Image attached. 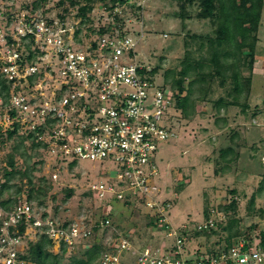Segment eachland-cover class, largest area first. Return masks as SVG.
I'll list each match as a JSON object with an SVG mask.
<instances>
[{
	"label": "rangeland",
	"instance_id": "374dc122",
	"mask_svg": "<svg viewBox=\"0 0 264 264\" xmlns=\"http://www.w3.org/2000/svg\"><path fill=\"white\" fill-rule=\"evenodd\" d=\"M62 1L59 4V0H0V20L15 28L27 15L48 21L56 19L57 14H64V22L79 30L77 38L83 44L96 35L100 26L117 27L127 32L134 41L138 61L151 67L158 66L154 74L158 86L164 82L165 71H178L185 50H192L194 57L205 56V48L200 52L194 51L204 40L191 38V35L212 34L214 29L209 21L195 18V6L188 8L191 18L182 21L176 15L177 4L170 0H127L115 14L108 9L111 5L109 0H96L92 11L87 14L89 20L83 23L77 15V8L85 1L78 0L75 6H70L69 0ZM65 8L66 12L63 11ZM257 36L260 46H264V5ZM242 71L247 74L246 70ZM41 77L43 86L53 84L47 72ZM259 77H252L247 97L249 107L244 112L239 106L216 110L205 101H197L194 113L188 118H183L175 110L171 112L175 137L157 145L158 171L154 179L157 206L149 209L141 203V199L136 198L130 202L133 206L122 212L119 211V203L113 202V212L109 215L110 224L113 220L111 227H104L103 232L97 233L98 237L104 234L101 239L105 246L115 249L117 232L127 237L134 247H157L163 252L172 245L167 232L175 231L185 238L181 254L184 258L219 253L225 250L226 233L217 229L216 225H213V229L217 230L215 234L208 233V228L201 229L203 210L207 208L216 222L225 224L230 218L237 220L240 235L236 241H248L246 238L249 236L252 238L248 241L250 244L264 248L259 244L257 235L264 230V90L259 86ZM13 89L11 85L9 92ZM213 92L211 98L223 94L216 86ZM242 102L243 97L239 100L240 104ZM14 121L3 104L0 107V183L3 182L2 169L6 166L7 156L12 152L18 169L34 166L33 182L37 184L36 177L45 176L50 186L45 197L40 198L41 204L39 199L31 201L34 212L40 215L46 212L44 218H53L60 224L91 222L97 218L110 198L109 195L105 200L95 198L89 187L102 180L103 169L110 170V166L85 159H78L71 167L67 160L55 163L52 155L46 156L41 148L29 149V141L24 142L27 150L24 153L26 158H22L18 154L22 150L17 153L12 149L16 139L6 138L5 130ZM17 134H21L19 127ZM228 145L233 153L224 157L229 161H224L219 154ZM52 173H56L57 179L51 177ZM47 177H51L50 180ZM9 184L11 187L3 193V198L18 200L26 197L24 178L20 180L15 176ZM66 186L73 190L68 198L64 192L68 188ZM18 187L21 191L16 193ZM87 192L90 196L85 195ZM251 196L252 205L249 204ZM231 199L236 202L235 210L224 213L222 207L229 205ZM154 216L157 218L154 219ZM151 219L153 225L149 223ZM204 230L206 234L202 233ZM26 239L25 244L26 241L37 240L36 232L29 231ZM61 246L66 248V254L61 259L63 264L71 255H78L85 245L75 239L65 245L52 242V252H59ZM121 259L124 264H135L134 256L123 255Z\"/></svg>",
	"mask_w": 264,
	"mask_h": 264
},
{
	"label": "built area",
	"instance_id": "2783aa9c",
	"mask_svg": "<svg viewBox=\"0 0 264 264\" xmlns=\"http://www.w3.org/2000/svg\"><path fill=\"white\" fill-rule=\"evenodd\" d=\"M119 7L110 10L115 14ZM8 24L0 20V72L14 89L6 103L0 97V107L14 112L20 133H34L55 163L85 159L110 166L103 169V179L89 187L95 198H110L91 222L60 224L41 217L29 203L0 209V264H30L20 255L31 230L53 243H82L93 228L111 227L112 199L139 198L149 209L157 206V145L175 137L174 102L172 90L155 84L152 67L137 60L134 41L117 27L108 26L83 44L73 25L57 18L29 16L18 27ZM28 43L40 52L33 64L21 59ZM41 72H47L53 84L43 86ZM31 76L29 91L15 90ZM214 221L210 217L198 228L207 229ZM167 236L172 245L160 252L157 247H134L116 232L115 249L111 245L114 250L102 253L97 264H124L123 255L134 256L135 264H264V248L245 240L219 253L184 258V236L175 231Z\"/></svg>",
	"mask_w": 264,
	"mask_h": 264
},
{
	"label": "trees",
	"instance_id": "16d2710c",
	"mask_svg": "<svg viewBox=\"0 0 264 264\" xmlns=\"http://www.w3.org/2000/svg\"><path fill=\"white\" fill-rule=\"evenodd\" d=\"M78 0H69L70 6L77 5ZM85 3L77 8V15L81 17V23L87 22L89 14L93 9V3L96 0H84ZM103 1V0H98ZM112 9L114 6H120L126 3L127 0H109ZM177 4L178 12L176 13L182 21L191 18L189 9L193 6L197 8L195 18L197 20L209 21L214 29L212 34H192L191 38H201L204 42H201L195 52H200L205 48V56L198 55L194 57L193 51L188 49L184 51L183 58L180 61V68L178 71H165L164 87H169L173 92L174 110L182 115L183 118H188L194 113V106L197 101L209 102L214 109L226 108L228 106H239L241 111L244 112L248 109L247 97L250 93L252 83V66L256 58L255 51L258 43V27L261 18V11L264 5V0H170ZM62 0H59V4H62ZM64 12L67 9H63ZM59 20L64 19V14H57ZM115 17V16H114ZM7 19H10L9 17ZM28 20L29 16H25ZM53 21V20H49ZM106 32V26H100L96 30V34H102ZM74 35L77 38L79 30L74 31ZM32 44V43H31ZM24 44L21 50V59L23 63L33 64L37 61V56L40 52L36 49L32 50L29 45ZM158 66L152 67L151 73H157ZM242 70H246L247 74H244ZM43 75V72L40 73ZM34 76L28 78V82L22 86H17L15 90L29 91L31 82ZM169 82V85H168ZM214 86L219 88L223 94L217 95L215 98L210 96L214 93ZM11 83L3 78L0 72V97L3 103L7 102L9 97V90ZM197 93V95L195 94ZM244 98V102L239 103L240 98ZM10 117H14V112H9ZM18 123L13 122L6 130L7 139H16V143L12 147L13 151L19 152V156L26 158L24 153L27 150L25 147V141H29V149H38L42 147L40 142L35 140L34 133L29 132L25 134H17ZM3 143V140L1 141ZM44 146V145H43ZM233 153V149L230 145L220 150V158L225 159L228 154ZM231 157L230 160H232ZM224 161H229L225 159ZM27 162V161H25ZM75 162H69V167L73 166ZM34 166H26L23 170L16 167L14 162V155L11 152L7 156L6 166L2 169L3 182L0 183V207L6 211L13 210L18 204L29 203L31 206L32 200H38L39 204L42 203L40 198H44L48 188L45 176H37V184L33 182L32 173ZM18 176L20 180L23 178L26 180V188L24 189L26 197L23 199H11L10 197L3 198L2 195L5 191H8L11 187L9 181ZM49 180L50 178L47 177ZM68 187V186H66ZM21 188L18 187L16 193H19ZM72 188H65V197H70L72 194ZM231 193L233 191L231 190ZM85 195L90 196L87 192ZM113 202H118L121 208L119 211L125 210L128 207H132L128 200L112 199ZM235 200L231 199L229 205L222 207V211L235 210ZM250 205L253 204V196H251ZM114 208V207H113ZM47 216L46 212L41 213V217ZM204 221L209 219L210 211L207 208L203 210ZM152 218V217H151ZM113 220L111 221L112 225ZM149 223H153L152 219ZM237 220L230 218L225 224L220 222H213V225L217 227L221 232L226 233L225 245L223 248L226 250L231 247L240 232L237 229ZM153 225V224H152ZM105 229L93 228L89 238L85 239L82 243L85 245L80 250L78 255H71L67 263L63 264H96L102 253L111 251L109 246H105L102 241L101 234L99 237L97 234ZM23 231V226L21 227ZM208 233H217L213 226L206 230ZM206 231L202 232L206 234ZM101 232V233H102ZM199 235V232H196ZM115 236V234L113 233ZM260 245L264 247V230L258 232ZM250 241L252 238L247 236ZM144 246V245H143ZM141 246V247H143ZM52 242L44 234L37 237L35 241H26L25 251L20 255L26 262L31 264H61V259L66 254V248L60 247L59 252L54 253L51 250ZM218 253V252H216ZM201 256V255H200Z\"/></svg>",
	"mask_w": 264,
	"mask_h": 264
},
{
	"label": "crops",
	"instance_id": "0c3cea01",
	"mask_svg": "<svg viewBox=\"0 0 264 264\" xmlns=\"http://www.w3.org/2000/svg\"><path fill=\"white\" fill-rule=\"evenodd\" d=\"M258 47L256 49V58L254 60L253 66H252V77L255 75L260 76L261 78L259 82V86L262 90H264V46H260L261 44L257 43Z\"/></svg>",
	"mask_w": 264,
	"mask_h": 264
}]
</instances>
